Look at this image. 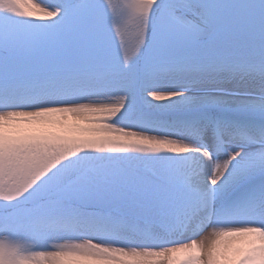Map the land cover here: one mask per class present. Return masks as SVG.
Wrapping results in <instances>:
<instances>
[{"label": "snow or ice", "instance_id": "obj_1", "mask_svg": "<svg viewBox=\"0 0 264 264\" xmlns=\"http://www.w3.org/2000/svg\"><path fill=\"white\" fill-rule=\"evenodd\" d=\"M0 264H264V0H0Z\"/></svg>", "mask_w": 264, "mask_h": 264}]
</instances>
